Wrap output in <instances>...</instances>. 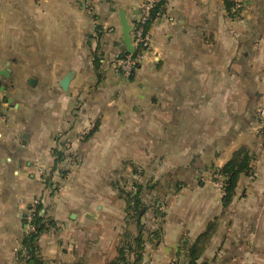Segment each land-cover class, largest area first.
I'll list each match as a JSON object with an SVG mask.
<instances>
[{"label": "crops", "instance_id": "obj_1", "mask_svg": "<svg viewBox=\"0 0 264 264\" xmlns=\"http://www.w3.org/2000/svg\"><path fill=\"white\" fill-rule=\"evenodd\" d=\"M145 1L95 0L90 15L89 0H0V70L6 68L9 75L1 77L11 84L0 80L8 117L0 118V264H28L19 255L27 231L22 201L29 196L20 191L30 185L23 162L30 166L31 156H38L44 163L41 141L50 142L52 133L45 116H28L29 107L16 96L43 93L45 115L52 94L40 82L59 83L69 70V87L95 82L77 92L82 106L76 123H96L93 140L108 145L83 159L91 160L88 170L103 173L111 161L113 167L123 160L148 163L141 190L152 187L148 226L159 230L145 239L140 264H185L190 253L197 262L248 254L261 264L264 131L257 110L264 106V0H232L241 2L235 16L223 0H164L162 16L148 29L149 52L127 77L112 63L124 52L120 14L131 23ZM93 20L103 29L100 38L92 36ZM240 147L254 155L253 180L241 174L224 206L213 177ZM154 204L163 209L158 217ZM88 208L69 217L84 220ZM247 240L251 248L244 247Z\"/></svg>", "mask_w": 264, "mask_h": 264}, {"label": "rangeland", "instance_id": "obj_2", "mask_svg": "<svg viewBox=\"0 0 264 264\" xmlns=\"http://www.w3.org/2000/svg\"><path fill=\"white\" fill-rule=\"evenodd\" d=\"M87 43L88 41L85 45ZM0 44L3 43L0 42ZM5 44L8 43L5 42ZM98 53L101 54L97 52V56ZM2 57L3 48L0 47V59ZM2 80L7 88L11 87L10 80ZM94 84L95 82L78 83L64 91L59 86L58 80L41 81L40 87L52 94L51 109H48L51 113L48 111L45 115L41 107L47 98L42 96L43 93L39 92V95L32 97L25 90L26 94L19 92L16 96L24 109L29 107L28 116H40L39 121H43L45 116L46 123L52 131L50 142L47 137H45V144L44 139L41 141V149L46 150V161L43 163L41 157L31 156L30 166L23 162V168L28 170V173L24 174V179L30 185L27 188L22 187L20 191L21 194L29 195L22 201V207L26 209L23 216L25 225L29 220L31 223L36 211L43 216L45 229L36 239L35 246L44 264H105L118 255L120 248L127 247L128 244L132 248L135 247V243L131 240L130 243L128 238L133 239L141 232L142 241H145L150 235L149 232L156 229V227L148 226L152 205L148 196H154L151 193V186L149 188L147 186L148 193L146 190H141L142 206L138 208L137 217L134 210L128 208L126 204L129 190L134 193L138 186L146 188L147 183L143 181L145 180L143 168L148 163L144 165L140 160H123L113 167L111 161L112 167L101 173V171L88 170L91 160H83L91 155L96 157L108 148V145L102 144L99 140H93L97 130L96 123L86 127H79L76 123L79 108L82 106L77 92L86 87L91 88ZM24 87L27 90L31 88L26 81ZM33 106L39 107L41 112L34 113L36 109ZM50 114L51 117H49ZM7 120L8 117L5 121ZM83 164L87 169L86 167L83 169ZM252 170H254L253 167ZM243 175L250 179L249 173ZM148 180L152 182L153 178L149 177ZM86 205H89L86 210L87 216L80 221L78 220L80 210ZM38 206L40 209L37 208ZM153 207L154 215L158 217V213L163 209L155 204ZM76 212L78 218L75 216L71 219L69 214H76ZM67 224H69L68 227ZM26 229V234L33 231L29 227ZM44 233H46V238L43 239L45 242L42 241V247H40L39 237ZM244 247L251 248V241H244ZM144 248L145 244L142 251ZM21 249L24 255L26 250L23 245ZM126 256L130 260L134 257L133 253L128 252ZM259 258L261 264H264V258ZM170 262L172 261L167 264ZM213 262L214 264H255V257L245 254L238 258H230L228 262H217L216 258L209 256L198 263L212 264Z\"/></svg>", "mask_w": 264, "mask_h": 264}, {"label": "trees", "instance_id": "obj_3", "mask_svg": "<svg viewBox=\"0 0 264 264\" xmlns=\"http://www.w3.org/2000/svg\"><path fill=\"white\" fill-rule=\"evenodd\" d=\"M225 3V7L229 14L231 16H235L237 12L233 10V4L234 2L232 0H223ZM164 4V0H157L156 6L152 12V18L147 24L146 28L149 29L151 23L154 21V15L156 11L160 10L161 7ZM97 36L100 38L102 35L103 29L100 25L96 26ZM125 53L122 52L121 54ZM93 63L94 66L97 68L100 59L97 56V49L95 50L94 57H93ZM264 129V128H263ZM254 158V155L247 149L246 147H240L237 150L233 152L231 157L225 162V164L220 167L216 172L220 173L224 177L225 187L223 190V204L226 206L230 200L232 199L234 189L237 185V181L239 179V176L241 174H247L252 169L251 162ZM141 187L138 186L137 191L134 193L129 190L127 193L126 204L127 207L134 210L136 217L138 208L141 207ZM40 209V206L37 207ZM139 218V217H138ZM136 222L138 224V219H136ZM31 224L34 226L33 231L28 232L25 237L23 238L22 245L23 248L26 250V253L23 255V249L20 250L19 255L20 259L25 260L28 264H44V262L41 260L38 252L36 251L35 241L38 238V236L43 232L45 229V223H43V216L39 215V212L36 211L35 215L31 221ZM153 235H158V230H154L151 232ZM142 235L141 232L138 233L136 237L128 238V240L133 241L135 243V247L132 248L130 244L127 245V247L120 248L118 251V255L107 261L105 264H140V261L142 259V249L143 245L145 244V241L143 243L142 241ZM130 241V243H131ZM126 248V249H125ZM128 250V251H126ZM127 252L133 253V259L130 260L127 255ZM193 252V251H192ZM197 257L190 253L188 262L185 264H200L196 261Z\"/></svg>", "mask_w": 264, "mask_h": 264}, {"label": "built area", "instance_id": "obj_4", "mask_svg": "<svg viewBox=\"0 0 264 264\" xmlns=\"http://www.w3.org/2000/svg\"><path fill=\"white\" fill-rule=\"evenodd\" d=\"M95 0H89L87 2V12L92 15L94 5L93 2ZM157 0H146L139 9V12L137 16L134 18V20L130 23L131 29H130V37H131V44L133 46V52L128 53L125 52L119 56H117L113 60V66L114 68L123 74L124 76H131L132 73L136 70V68L139 66V64L145 59V56L149 52L150 48V39H149V33L148 29L146 28L147 24L151 20L152 12L156 6ZM241 9V2L235 1L233 4V10L238 14V11ZM163 14V6L160 10L156 11L154 15V20L161 17ZM93 29H92V36H97L96 31V21L93 20ZM5 106V100L0 92V118L5 121L6 117L3 112V108ZM257 118L262 126L264 128V106H260L257 110ZM254 171L251 169L249 171V177L253 178ZM224 177L222 174L216 172L214 174L213 180L216 183V185L222 190H224L225 182ZM27 228L29 227L31 230L34 229V226L30 223V220L25 225ZM169 264H175L174 262H170Z\"/></svg>", "mask_w": 264, "mask_h": 264}, {"label": "water", "instance_id": "obj_5", "mask_svg": "<svg viewBox=\"0 0 264 264\" xmlns=\"http://www.w3.org/2000/svg\"><path fill=\"white\" fill-rule=\"evenodd\" d=\"M121 15V26H122V33H123V50L125 52L131 53L133 52V46L131 44V37H130V29H131V24L127 22V19L125 18L124 14H120ZM6 68H4L3 70H0V76H8L9 73L5 72ZM73 76V71H69L67 72L63 78L60 80L59 85L62 88V90H67L69 87V83L70 80ZM30 83H32V80H30ZM4 87L1 85L0 83V91H3ZM24 137L26 136V134L23 135ZM73 216V215H72Z\"/></svg>", "mask_w": 264, "mask_h": 264}]
</instances>
